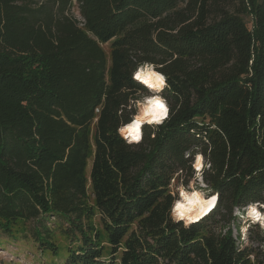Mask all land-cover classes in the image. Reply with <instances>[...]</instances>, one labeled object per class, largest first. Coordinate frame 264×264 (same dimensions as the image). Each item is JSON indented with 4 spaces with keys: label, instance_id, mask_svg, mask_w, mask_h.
Listing matches in <instances>:
<instances>
[{
    "label": "trees",
    "instance_id": "obj_1",
    "mask_svg": "<svg viewBox=\"0 0 264 264\" xmlns=\"http://www.w3.org/2000/svg\"><path fill=\"white\" fill-rule=\"evenodd\" d=\"M142 61L163 66L169 115L128 146L116 129ZM196 149L219 195L185 228L170 186L181 169L191 178ZM255 202L264 0H0V238L27 234L63 264H264L259 224L255 246L223 232Z\"/></svg>",
    "mask_w": 264,
    "mask_h": 264
},
{
    "label": "clouds",
    "instance_id": "obj_2",
    "mask_svg": "<svg viewBox=\"0 0 264 264\" xmlns=\"http://www.w3.org/2000/svg\"><path fill=\"white\" fill-rule=\"evenodd\" d=\"M162 67L150 61H142L137 64L131 75V79L143 85V88L137 89L138 98L129 101V111L132 109L135 111L127 122L121 121L116 129L119 137L128 146L139 145L142 142L144 125L153 127L154 138L157 127L168 119V100L161 94L168 87V77L158 70ZM189 157H191V178L185 185L182 179L184 170L175 173L171 180L174 189L172 195L175 199L168 208L169 218L173 222L183 221L185 228L210 212L215 207L219 195L214 193L205 182L204 173L212 168L211 161H206L199 149L186 152L185 159ZM178 177H181L179 183H177ZM233 215L243 222L240 228L241 239L246 240V233L251 224L259 223L261 229H264V203L255 202L248 204L243 210L234 209ZM224 231L226 232L227 229L225 228Z\"/></svg>",
    "mask_w": 264,
    "mask_h": 264
},
{
    "label": "rangeland",
    "instance_id": "obj_3",
    "mask_svg": "<svg viewBox=\"0 0 264 264\" xmlns=\"http://www.w3.org/2000/svg\"><path fill=\"white\" fill-rule=\"evenodd\" d=\"M72 13L79 19V15L77 13V9L75 6L72 9ZM102 47L104 51L108 54L109 52L108 45L105 44ZM89 169H90V162L86 170V175L89 174ZM180 179L181 177L177 178V183L180 182ZM182 179L183 182L187 180L185 185H187L190 180V178L188 179L186 178L185 172ZM170 190L172 193L174 190L172 186H170ZM88 196H89V204H92L93 198L90 195V193H88ZM240 209L243 210L244 208H240ZM234 217H235V221H232L228 225V227H226V229L230 228L231 235L237 241V243H240L242 245V247L255 246L256 245L255 242H251L249 237L250 235L253 234L254 231L257 230V228L252 226L248 227L246 233V240L241 239L240 228L243 222L240 220V218L236 216ZM97 219L98 218L95 217L94 223L96 225L98 223ZM181 222L184 225V222L183 221ZM258 227L259 230H264L261 229L260 224L258 225ZM223 232L225 231L223 230ZM56 239L58 242H60L61 240L60 238H56ZM65 256H66L65 252L63 251L61 252L60 255L57 256H53L52 254H50V252H41L39 247H37V245L34 244L32 238L27 234L25 236L18 235L14 239L0 238V264H63V261L65 260Z\"/></svg>",
    "mask_w": 264,
    "mask_h": 264
},
{
    "label": "bare ground",
    "instance_id": "obj_4",
    "mask_svg": "<svg viewBox=\"0 0 264 264\" xmlns=\"http://www.w3.org/2000/svg\"><path fill=\"white\" fill-rule=\"evenodd\" d=\"M215 208H216V205H215V207L210 211V212H208L206 215H204L201 219H203V218H205L206 216H208V215H210L214 210H215ZM200 219V220H201ZM200 220H198V221H200ZM197 221V222H198Z\"/></svg>",
    "mask_w": 264,
    "mask_h": 264
}]
</instances>
